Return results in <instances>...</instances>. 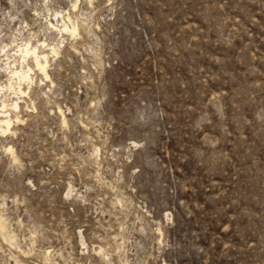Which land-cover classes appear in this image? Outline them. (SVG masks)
<instances>
[{
	"label": "clouds",
	"instance_id": "9594fccd",
	"mask_svg": "<svg viewBox=\"0 0 264 264\" xmlns=\"http://www.w3.org/2000/svg\"><path fill=\"white\" fill-rule=\"evenodd\" d=\"M7 2L0 264H264V0Z\"/></svg>",
	"mask_w": 264,
	"mask_h": 264
},
{
	"label": "rangeland",
	"instance_id": "374dc122",
	"mask_svg": "<svg viewBox=\"0 0 264 264\" xmlns=\"http://www.w3.org/2000/svg\"><path fill=\"white\" fill-rule=\"evenodd\" d=\"M52 0H50V3ZM37 9L29 10L25 8L23 12L20 11V8L13 10L11 5L8 4L7 0H0V52H2V45L9 43V41L12 42L13 45H16V41L13 39L15 35H17L18 30L21 29V27H30L31 21L29 20V16H36ZM56 9L53 7H48L46 9V21L53 22L54 24L57 23L61 17L55 15ZM7 13V15L5 14ZM12 16H15V18H11ZM23 18V19H22ZM19 50V49H17ZM163 59V58H162ZM0 67H4V65H0ZM152 71H161L163 72L162 68H157L155 61H153L152 65ZM3 75V74H0ZM187 190V188L185 189ZM194 191V189H193ZM181 203H185V201L181 200ZM191 208L200 209L203 207V205L199 201H192L191 205L188 206ZM188 217L191 219V231L196 232L198 229H200L201 224L204 225L205 228L209 227L210 221L205 220L203 216L196 217L195 213L190 211L188 212ZM186 227V231H187ZM2 255V254H0ZM193 255V247L189 246L186 247L184 250V257L187 258V264H195V261L192 259ZM177 264H179V261H177Z\"/></svg>",
	"mask_w": 264,
	"mask_h": 264
},
{
	"label": "bare ground",
	"instance_id": "6f19581e",
	"mask_svg": "<svg viewBox=\"0 0 264 264\" xmlns=\"http://www.w3.org/2000/svg\"><path fill=\"white\" fill-rule=\"evenodd\" d=\"M51 23H53V22H51ZM54 24V23H53Z\"/></svg>",
	"mask_w": 264,
	"mask_h": 264
}]
</instances>
